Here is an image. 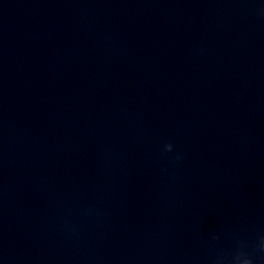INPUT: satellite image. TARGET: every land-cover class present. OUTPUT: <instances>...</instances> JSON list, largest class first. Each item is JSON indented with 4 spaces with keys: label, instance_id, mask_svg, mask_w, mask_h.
Listing matches in <instances>:
<instances>
[{
    "label": "water",
    "instance_id": "95a60500",
    "mask_svg": "<svg viewBox=\"0 0 264 264\" xmlns=\"http://www.w3.org/2000/svg\"><path fill=\"white\" fill-rule=\"evenodd\" d=\"M0 264H264V0H0Z\"/></svg>",
    "mask_w": 264,
    "mask_h": 264
},
{
    "label": "clouds",
    "instance_id": "9594fccd",
    "mask_svg": "<svg viewBox=\"0 0 264 264\" xmlns=\"http://www.w3.org/2000/svg\"><path fill=\"white\" fill-rule=\"evenodd\" d=\"M172 149H173V145H172V144H167V145H165V150H166L167 152H171ZM176 158H177V159H180L179 156H177Z\"/></svg>",
    "mask_w": 264,
    "mask_h": 264
}]
</instances>
